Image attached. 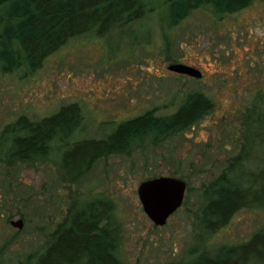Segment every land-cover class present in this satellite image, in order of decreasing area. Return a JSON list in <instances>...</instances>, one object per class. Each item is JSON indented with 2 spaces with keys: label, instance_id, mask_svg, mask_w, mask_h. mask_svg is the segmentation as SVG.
<instances>
[{
  "label": "rangeland",
  "instance_id": "1",
  "mask_svg": "<svg viewBox=\"0 0 264 264\" xmlns=\"http://www.w3.org/2000/svg\"><path fill=\"white\" fill-rule=\"evenodd\" d=\"M147 1L154 9L144 17L118 23L103 36L74 37L38 69L5 72L0 62L1 264H28L73 213L98 199L114 206L116 254L124 264L192 261L264 227V207L255 206L240 209L216 232L201 228L222 180L244 182L246 173L264 167V0L231 14L204 6L174 27L166 0ZM174 64L196 67L203 76L174 72ZM193 92L210 97L215 107L192 127L105 156L77 180L67 175L63 157L75 141L105 138L118 123L147 111L172 114ZM70 103L80 106L83 118L69 137L53 140L38 160L12 157L7 126ZM162 175L183 179L187 190L167 224L156 226L138 186ZM19 219L21 229L12 225Z\"/></svg>",
  "mask_w": 264,
  "mask_h": 264
},
{
  "label": "trees",
  "instance_id": "2",
  "mask_svg": "<svg viewBox=\"0 0 264 264\" xmlns=\"http://www.w3.org/2000/svg\"><path fill=\"white\" fill-rule=\"evenodd\" d=\"M255 0H166L168 25H179L197 9L212 6L219 14L238 12ZM154 7L147 0H0V62L12 72L27 66L35 70L70 39L95 33L107 34L118 23L144 17ZM215 107L202 92L190 93L169 115L147 111L118 123L105 138L75 141L65 151L64 167L71 180L91 171L105 156L141 146L149 139L157 144L192 127ZM77 103L32 120L20 116L7 126L12 134L11 155L19 161L38 160L48 154L53 140L69 137L82 122ZM264 207V167L245 174L244 182L228 179L216 186L202 219L203 234L224 227L242 208ZM111 202L98 199L73 213L40 254H30L28 264H124L117 256L119 228ZM1 264V263H0ZM168 264H264V227L243 242L207 250L187 262Z\"/></svg>",
  "mask_w": 264,
  "mask_h": 264
},
{
  "label": "water",
  "instance_id": "3",
  "mask_svg": "<svg viewBox=\"0 0 264 264\" xmlns=\"http://www.w3.org/2000/svg\"><path fill=\"white\" fill-rule=\"evenodd\" d=\"M170 70L186 74L194 78H201L200 69L186 65L174 64ZM187 190V183L174 176H158L142 181L138 186V196L144 212L156 226H164L168 219L183 204ZM12 225L21 229L22 219L12 221Z\"/></svg>",
  "mask_w": 264,
  "mask_h": 264
}]
</instances>
